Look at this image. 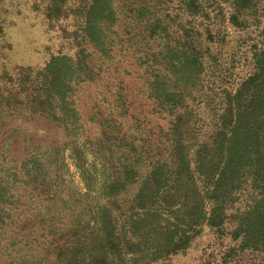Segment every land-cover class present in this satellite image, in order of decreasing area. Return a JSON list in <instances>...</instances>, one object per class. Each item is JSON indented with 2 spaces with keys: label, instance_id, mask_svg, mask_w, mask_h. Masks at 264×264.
I'll list each match as a JSON object with an SVG mask.
<instances>
[{
  "label": "trees",
  "instance_id": "obj_1",
  "mask_svg": "<svg viewBox=\"0 0 264 264\" xmlns=\"http://www.w3.org/2000/svg\"><path fill=\"white\" fill-rule=\"evenodd\" d=\"M225 1L257 30L237 74L203 0L176 29L161 0H0V264H155L204 225L264 252V0Z\"/></svg>",
  "mask_w": 264,
  "mask_h": 264
},
{
  "label": "rangeland",
  "instance_id": "obj_2",
  "mask_svg": "<svg viewBox=\"0 0 264 264\" xmlns=\"http://www.w3.org/2000/svg\"><path fill=\"white\" fill-rule=\"evenodd\" d=\"M119 1L120 0H118V2ZM203 2L205 13L207 15H205L203 19L198 16L196 17V22H199V25L195 23L196 27H201L202 29L204 25L211 23L213 29H221V33L217 40L212 44L213 51L217 53L216 56L221 60V66L216 72L225 70L237 74L238 71L243 69L242 65L249 54L248 45L250 41L257 36V30L253 26L250 27L249 31L232 26L227 19L230 7L225 0H203ZM161 5L164 7L162 8L164 13L165 11L166 13H169L167 17L171 18L170 21L172 22L170 23V29H176L179 21L185 23L184 19L186 17L191 18L186 16L183 11L180 10L181 8L178 0H161ZM119 9L120 11L123 9V12L120 14L119 27L126 28L127 26L130 30V34L134 38H139V33L135 32L138 30L137 27H131L128 25L132 23V17H134L133 14H126V12H124L125 8L122 5ZM16 35L19 40H21L18 46L20 53L16 54V57L28 55L25 54L22 49L23 43H25V45L27 42H30L31 44L41 43L44 37L41 29L20 34L17 33ZM121 52L117 56L121 57ZM43 56L44 55L41 52L29 55V57L38 59L39 61L43 59ZM142 106L145 111L147 105L142 104ZM142 106L139 108L143 109L141 108ZM31 127L32 126L30 125H26V128L28 129ZM70 174L79 184L80 182L78 181L77 174L74 172L72 165L70 166ZM231 242L232 241L228 235L218 236L207 225H204L201 233L194 238L191 245L186 250L172 254L167 261H159L155 264H264L263 251L245 250L239 254L224 255L223 253Z\"/></svg>",
  "mask_w": 264,
  "mask_h": 264
}]
</instances>
